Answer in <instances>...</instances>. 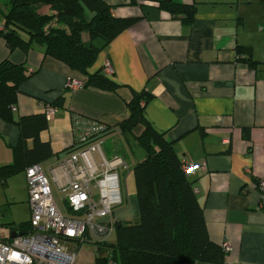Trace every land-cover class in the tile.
<instances>
[{
    "label": "crops",
    "instance_id": "crops-1",
    "mask_svg": "<svg viewBox=\"0 0 264 264\" xmlns=\"http://www.w3.org/2000/svg\"><path fill=\"white\" fill-rule=\"evenodd\" d=\"M103 1L112 16L134 18L98 52L88 70L110 77L119 85L117 90L84 86L69 90L68 80L83 82V75L46 56L37 44L28 51L10 52L0 37V61L8 58L34 71L19 87L14 122L43 114L44 105L53 103L57 111L40 139L50 143L54 154L49 159L55 164L73 149L74 113L105 123L109 129L105 155L114 153L122 158L128 144L120 124L128 117L127 103L134 93L147 91L151 96L144 103L145 120L173 142L179 160L187 157L204 165V170L188 179L198 190L196 197L210 240L231 247L222 264H264V190L257 186L258 180L264 179V3ZM162 1L195 3L192 22L170 12ZM42 11L49 13L47 7ZM83 40H88L87 35ZM94 44L100 47L103 43L95 39ZM106 63L112 70L110 75L105 73ZM14 122L0 118V168L13 162V147L19 139ZM142 128L136 126L133 136ZM47 160L37 164L42 168ZM22 173L24 170L5 181L0 178V187L10 189L12 180ZM21 186L26 193L23 181ZM25 202L29 216L25 223H29L27 193ZM136 214L135 192L131 197L123 194V204L114 210L111 220L133 222ZM19 226L13 225L10 231L24 232L17 229Z\"/></svg>",
    "mask_w": 264,
    "mask_h": 264
},
{
    "label": "trees",
    "instance_id": "trees-1",
    "mask_svg": "<svg viewBox=\"0 0 264 264\" xmlns=\"http://www.w3.org/2000/svg\"><path fill=\"white\" fill-rule=\"evenodd\" d=\"M264 3V0H261ZM174 13L191 23L196 4L162 1ZM47 7L52 14L42 9ZM103 0H6L0 4L3 38L10 52L28 51L34 44L44 54L64 63L83 75L84 87L116 91L117 85L100 71L88 72L98 52L133 22L134 18L112 16ZM87 35L88 40H83ZM95 39L102 40L100 47ZM25 63L0 61V118L14 122L11 106H15L20 85L33 75ZM151 95L143 90L134 93L127 103L129 114L120 124L128 147L139 146L145 155L133 169L137 214L134 222L115 225V244L97 243L96 264L110 252L115 264H222L221 245L213 243L206 229L203 209L199 205L191 181L183 175L173 142L154 130L143 116L144 103ZM52 105H54L52 103ZM19 139L13 147L12 164L0 168L5 179L26 167L49 159L54 153L48 141L40 139L47 128L42 113L21 117L14 122ZM142 131L133 136V129ZM29 223L20 225L27 231ZM102 255V256H101ZM105 255V256H104Z\"/></svg>",
    "mask_w": 264,
    "mask_h": 264
},
{
    "label": "built area",
    "instance_id": "built-area-1",
    "mask_svg": "<svg viewBox=\"0 0 264 264\" xmlns=\"http://www.w3.org/2000/svg\"><path fill=\"white\" fill-rule=\"evenodd\" d=\"M104 67L110 75L109 64ZM81 87L83 82L75 79L66 84L72 91ZM10 110L14 113L16 107ZM56 111L54 105H44L46 121L53 119ZM71 125L73 149L49 168V178L39 164L25 168L29 228L14 238L0 233V264H77L78 245L94 236L104 237L98 242L104 244L115 229L116 222L111 219L123 204L120 170L128 172V165L114 153L111 157L104 154L109 130L105 123L74 113ZM179 164L187 178L204 170V165L187 157H182ZM51 185L60 193L66 214L57 205ZM257 186L263 191L264 179L258 180ZM194 192L198 190L194 188ZM105 220L110 224H104ZM221 248L224 254L231 250L226 242ZM105 255L102 264H115L110 252Z\"/></svg>",
    "mask_w": 264,
    "mask_h": 264
},
{
    "label": "rangeland",
    "instance_id": "rangeland-1",
    "mask_svg": "<svg viewBox=\"0 0 264 264\" xmlns=\"http://www.w3.org/2000/svg\"><path fill=\"white\" fill-rule=\"evenodd\" d=\"M6 0H0V4L4 3ZM52 12H49V15ZM1 18V15H0ZM104 148V147H103ZM104 151V149H103ZM105 154V152H104ZM145 155L144 150L139 146H132L126 148V152L124 151L121 156L124 162L128 165L129 173L121 170V189L122 195H126L127 197H131V194L135 192V183L133 176V169L135 164L143 158ZM52 159V158H50ZM48 159L46 162L42 164V168L44 173L49 178L48 168L55 165L53 160ZM24 174H19L18 177H15L12 180V185L10 189L2 186L0 187V233H3L5 236H8L10 228L13 225H22L26 224L28 216L27 206H26V193L24 192L25 188H22L21 183H25ZM26 186V185H25ZM52 186V185H51ZM16 189V190H14ZM54 198L63 213L66 214V210L63 207V202L60 199V193L52 186ZM13 200H15L13 203ZM22 200V201H21ZM120 207V206H119ZM117 207V208H119ZM23 222V223H22ZM134 222V221H133ZM104 224L108 225V221H104ZM104 237H92L91 241L87 243L84 242L78 245V249L72 248V251L75 250L76 253V262L77 264H96L97 257L99 256V252L97 248V243L100 242ZM107 244H115V229L112 234L106 238Z\"/></svg>",
    "mask_w": 264,
    "mask_h": 264
},
{
    "label": "water",
    "instance_id": "water-1",
    "mask_svg": "<svg viewBox=\"0 0 264 264\" xmlns=\"http://www.w3.org/2000/svg\"><path fill=\"white\" fill-rule=\"evenodd\" d=\"M21 234H22L21 232H17V231H15V230H13V231H10V233H9V237H10V238H14V237L19 236V235H21Z\"/></svg>",
    "mask_w": 264,
    "mask_h": 264
}]
</instances>
